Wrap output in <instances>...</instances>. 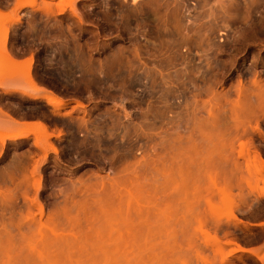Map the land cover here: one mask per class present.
Wrapping results in <instances>:
<instances>
[{"label": "rangeland", "instance_id": "obj_1", "mask_svg": "<svg viewBox=\"0 0 264 264\" xmlns=\"http://www.w3.org/2000/svg\"><path fill=\"white\" fill-rule=\"evenodd\" d=\"M58 259L264 264V0H0V264Z\"/></svg>", "mask_w": 264, "mask_h": 264}, {"label": "bare ground", "instance_id": "obj_2", "mask_svg": "<svg viewBox=\"0 0 264 264\" xmlns=\"http://www.w3.org/2000/svg\"><path fill=\"white\" fill-rule=\"evenodd\" d=\"M33 91V90H32ZM34 94H35V96H37V97H42V98H44L45 100H47L49 103H51V104H61L63 101L60 99V98H58L57 96H55V95H53L52 93H50V92H48L47 90H43V89H40L39 87L38 88H36L35 87V89H34ZM57 247H58V245H56ZM54 247V249L56 248V250H54L55 252V256H56V259H57V257H58V255H59V257H60V255H62V256H67V253H68V251H65L66 249H70V247H69V245L68 246H61V248H62V250H61V248L59 249V252H58V248L57 247ZM64 247H66V248H64ZM61 250V251H60ZM58 252V253H57ZM60 252L62 253V254H60ZM63 252H65V253H63ZM249 252H251V251H249ZM56 253L58 254V255H56ZM70 253V252H69ZM68 253V254H69ZM66 258H68V257H66ZM65 258V259H66ZM110 261V262H109ZM109 261H108V263H110V264H112L111 262H112V260H110L109 259ZM48 262V261H47ZM49 262H51V261H49ZM60 263L61 264V262H62V260H59L58 259V261H52L51 263ZM65 262V264H67V262L66 261H64ZM72 262H74L73 264H76V262L77 263H79L80 261H72ZM82 262V261H81ZM85 263L84 264H86V261H84ZM93 262V261H92ZM102 261H100L99 263H98V261H94V263L96 264H102L101 263ZM116 262V261H115ZM45 263V262H44ZM55 263V264H56ZM69 263V262H68ZM83 263V262H82ZM82 263H80V264H82ZM91 264L90 263V261L88 262L87 261V264ZM62 264H63V262H62ZM93 264V263H92ZM104 264V263H103Z\"/></svg>", "mask_w": 264, "mask_h": 264}, {"label": "crops", "instance_id": "obj_3", "mask_svg": "<svg viewBox=\"0 0 264 264\" xmlns=\"http://www.w3.org/2000/svg\"><path fill=\"white\" fill-rule=\"evenodd\" d=\"M246 248H247V249H254V248H256V246L248 245V246H246Z\"/></svg>", "mask_w": 264, "mask_h": 264}]
</instances>
